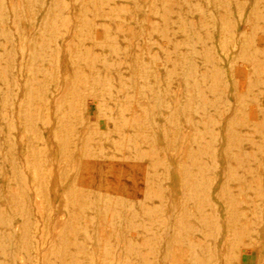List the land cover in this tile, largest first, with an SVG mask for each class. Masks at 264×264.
<instances>
[{
  "label": "bare ground",
  "instance_id": "1",
  "mask_svg": "<svg viewBox=\"0 0 264 264\" xmlns=\"http://www.w3.org/2000/svg\"><path fill=\"white\" fill-rule=\"evenodd\" d=\"M54 1L55 4L58 2ZM87 1L91 5V10H89L93 14H98L94 15L96 16L94 20L89 16L92 18V21L89 20L90 22L86 28H89L90 32L91 29L95 30V33L100 35V30H107L108 36L107 38L104 37L106 40L101 41L100 36L94 33L95 37L92 39V42L96 48V57L94 58L93 56L95 55L92 56L91 51H89V58L85 60L84 58L78 59L76 57L80 52L77 51L78 54H75L77 53L76 51L75 53H73L74 51L72 52V50H75L73 49V42L71 40L75 36L73 32H76L81 25L74 26L72 24L70 29L65 31V33L57 34L58 31L62 30L58 25L59 22L62 19L69 22L71 18L66 13L69 5L66 4L67 6H65L59 2L61 5L58 6L56 4L57 8L53 7L54 5L52 6L54 9L51 7L49 9L48 7L47 9L50 11H47L48 13L46 12L47 14L43 15L44 17L42 16V21H45L48 25L44 29L45 32H42V35H30L24 24V18L27 15L25 14L26 16L23 17V12L24 10L27 12L26 9L32 7L33 0H0V120L3 124L0 126V130H11L13 132L10 139L7 140L8 150H2L4 147L0 143V164L3 165V161H7L6 153L9 152L11 155L10 152H18L16 155L14 154L15 157L13 155L17 165L19 162L18 167L16 166L17 170L18 168H23V166L38 169L37 182H39V186L35 182L38 189L33 187L39 192H43L44 195L47 194L50 199L48 200L51 201L48 206L44 204L47 207L42 209L39 206L41 204L39 202L43 199L38 202L39 197L32 192L34 188L29 190L28 188L30 187H28L29 193L26 195V202L22 206L16 200V206L18 205L21 208L18 209L17 206V210L11 211L12 214L7 211L6 205L0 203V264H101L99 257L103 254L107 255L106 251H108V254H111V256L110 254L106 256L107 259L105 256L103 257L104 260H107L106 264H122L123 260H125L123 256L128 253L126 249L131 245L129 242L137 238L148 246L147 244L149 243H145V241L148 238L155 237V235L151 234L156 228L158 230L161 229V232H163H160L161 235L158 238L162 242L160 241L158 244H167L173 238L181 239V242L184 240L185 242H189L188 247L190 255H192L189 264H195V260L197 259L203 262V259L207 258L205 254L206 249L199 248L198 246L195 247V244L190 243V239L193 236L196 223L203 222L206 219V209H212L222 214V218L212 220L211 223L216 224L219 230L222 229L226 234V238L241 233L242 235L244 234L241 245L247 237H249V240L246 242L249 243L251 241L249 236L250 228H255L254 230H258L259 232L264 231V157L261 160L258 158L260 157L258 153H253L251 150V153L239 154L241 153L242 145L247 142V138L246 134L240 130V125L236 124L237 118L235 117H238L237 114L240 113L238 112V107L236 105L234 107L233 103H229V99H225V96L227 98L228 96L239 98L240 93L242 94L243 92L242 89L246 86L252 88H256L257 86L260 90L258 77L263 76L264 70L257 69L251 64L254 59L256 62L261 63V59L264 58V26L263 28L262 26H258V28L250 29L253 33L250 31L246 32L245 29L240 34L234 36L231 28L232 25L224 20L228 14V9L223 6L224 1L222 3V0H198L199 2L195 0L199 6L197 4L194 5L195 2L193 6L198 8L197 11L201 12L199 13L200 17H202L201 20H198L200 23L193 37H196V39L203 37L202 42L206 51L202 52L204 59L202 63L198 64L197 61V63L191 61L192 65L190 61L185 60L187 62L186 65V62L183 61L184 55L182 56L181 53L172 55L168 52V47L165 44L183 35L181 30L184 29V26L186 28V26L196 25L194 18L193 21L189 20L190 25L186 19L187 22L184 21L185 25H180V21L182 24L184 17L177 14H180L183 10L179 13L174 6L186 5L187 0L185 3H181V0H178L181 3L180 5L178 4L179 6L176 5V1H173V3L172 0H158V7L155 9L153 7L154 4L149 6V4L144 2L145 0H141L150 8L153 7L152 9L155 10V13L152 12L154 14L152 16L156 19L153 22L149 21L151 19H149L148 15L150 13L148 14V11L146 13L148 14V19L145 17L148 20L146 26H151L149 28L153 29H147L146 26H144V29L139 28L141 30V37L139 36L136 39L126 34L129 33V28L137 20V12L140 11L137 5L139 0H125L124 4L120 2L118 3L120 6L111 12L107 9L109 0ZM154 2L155 0L152 1V3ZM209 3L212 8L208 7ZM260 3L262 11L259 15L264 20V0H260ZM186 6L188 9V5ZM39 7L43 8V3ZM182 7L179 8L182 9ZM82 8H80L81 11ZM139 8H141L140 5ZM208 8H211L209 9L211 12L208 11ZM55 9L60 12L56 14L62 18L61 20L59 19L60 21H56L58 20L57 18L55 19L58 24L53 19L55 16L57 17L54 12ZM83 9L87 10L86 7ZM187 9L184 8L185 11ZM89 10L87 11L90 12ZM75 12L76 9L73 10L74 14ZM99 12H102L100 15L103 17L99 16ZM103 13L106 15L110 14V18H107L108 16L105 18V14L103 15ZM29 14L32 13L29 12ZM78 14H82V12ZM174 15L183 18L178 19L180 20L179 24L173 18ZM81 18L80 20L77 19L76 22L82 23ZM86 23L84 24L86 25ZM151 32L160 34L163 41L158 42V50L155 56L152 55L153 57L150 58L149 62L145 60L142 64L140 60L141 55L138 58L135 50L143 48H140L141 42L145 43ZM185 33L189 39L184 35L186 40L183 45L187 48L189 43H192V36H188L190 34L187 31ZM209 33H212L214 36L212 35V38L209 39L204 38ZM244 36H247L248 39H255L256 44L246 52V58L243 62L235 64L234 59L228 53L230 50L238 49V47L243 48L241 40ZM118 38L121 41V45L119 46L118 43H115L116 47L113 48L111 43L113 44V41H116ZM144 40L146 41L144 42ZM109 44L114 49V55L100 54L102 49L109 47ZM178 45L180 46V43ZM198 46L199 44H190L188 48L191 47L189 49L196 50ZM146 52L149 53L148 50ZM196 52L198 53V51ZM175 56L176 58H174ZM146 57L148 56L146 55ZM227 61L229 69L231 67L233 69L238 68V75H233V71L230 73L225 70L223 65ZM188 63L192 66L188 67ZM207 71L209 74L205 75ZM185 76L190 77L189 81L193 83V88H196V90L199 88L197 91L200 89L204 91L198 93L196 91V95L192 97H189L186 93L183 100L187 105L193 104L191 105L193 107L198 100V102L202 103V98L196 99L197 97H202L200 95H205L206 97L208 94L213 95L217 101H213L215 103L211 106V109L207 107V104L206 107L203 105L204 103L201 104V110L204 115L202 114L203 116H198L195 119L191 124L194 126L192 128H199L203 122L202 118L206 119L210 117L212 120V117L215 116L214 122L225 124L223 125L225 129L218 130V134L215 132L216 130H206L205 134L201 133V128L199 130H182L179 131L182 134L178 137V140L176 137L178 134L177 129H173V131L172 129L164 130L166 128L164 126L165 128L163 129L162 124L164 125V122H158L159 119H166L167 112L170 111V109L168 110V104L179 98L183 90H181L182 80L186 78ZM202 85H205V90ZM214 98L211 99L214 100ZM90 104L104 106L113 115L119 117L120 125L118 126L119 129L121 127L123 130H117L118 127L116 130H113L115 134L114 139L107 146H102L103 144H99L95 139L97 141L96 146L98 143L101 147L97 146L98 148L95 151L92 148L91 154L93 156L88 158L89 161H87L86 165L90 168L87 170L88 167L86 169V165H83L76 155L79 152L77 151V141L80 138V129H78L76 121L82 116L80 114L81 107H89ZM235 108L237 110L233 112ZM175 109L173 111L174 116H176L175 112L179 110L176 111ZM230 113L233 114L232 117L228 116ZM243 116L241 117L243 118ZM80 119H82L81 122L85 120L83 118ZM211 120L208 122L210 125L212 123ZM217 123H215V126ZM21 126H25L27 131L30 130L28 131L30 132L29 136L25 133L27 131L21 130ZM89 126L92 128L91 125ZM211 126L209 127L211 128ZM233 127H236L237 130H234ZM172 128L177 127L173 126ZM212 128L214 127L212 126ZM97 131L99 130H96V133ZM81 132L86 134L87 131ZM90 132L92 133L93 130ZM93 136L89 135L91 141H93ZM165 136L171 137V139L175 138L178 141V147L174 143L173 146L175 145L176 147L168 146L170 148L169 151L165 150V146H161L162 137L165 139ZM224 137L225 139H229L225 147L223 146ZM81 138L84 139L83 136ZM106 138L108 139V137ZM86 142L88 143V140ZM56 149L60 150V156L67 159L66 161H57ZM173 151H177V153L180 151L179 154H182L186 161L192 160L193 162L194 167L190 168L194 169L192 171L188 170L187 173L185 171L186 182L185 185L183 184L185 197L196 200L193 211L188 210L185 201L179 204L175 200V185L172 182V170L167 167V164H164L166 153H172ZM84 153H87V150ZM236 155L239 156L237 157ZM85 159L88 160L87 158ZM185 163L187 164V162ZM20 165L21 167H19ZM63 166L66 168H62ZM61 168L64 170L60 175L58 173ZM209 169H213L216 174L207 180L204 174L209 172ZM72 175H74V178H69ZM191 180L194 181V184L196 181L199 183L201 193L200 191L198 193V189H195ZM197 183L195 186L198 185ZM196 187L198 188V186ZM65 195L68 196L69 200L67 206L64 208L61 207L59 199L63 198V196L65 197ZM151 198L157 200V204L154 207L148 206L149 204L147 205ZM5 200L7 201V199ZM138 204L144 207L147 205V209L143 208L142 212L136 211L140 208L136 207ZM7 207L10 208L9 206ZM148 212L149 214L151 212L150 215H152V212L155 213L158 219L152 225L154 227L152 228V233H148L151 237H147L146 239L142 229L147 226L149 227L150 224L146 226L145 222L142 221L143 224L140 223V226L145 225L146 227L143 226L144 228L141 229L139 226L140 228L136 229L141 231H137L135 228H132V222L135 219L134 225L137 224L135 223L139 219L136 220L137 216L139 215L143 220ZM252 216L255 218L254 220L252 218V221L249 222V217ZM178 228L182 231L175 234ZM123 229H125L124 232H122ZM127 230L128 233L131 231L133 233L127 234ZM158 230L156 233H159ZM156 233L154 230L153 234ZM150 239L147 241H151ZM185 242L183 245H186ZM127 244L130 245L125 246ZM151 244L156 247L153 244V239ZM177 245L179 247V244ZM257 245L259 246L258 243ZM158 247L161 246L158 245L157 248L153 249L152 259L150 258L147 264H172L178 258L176 257L177 254L180 256L181 249L175 251L177 247L173 248V250H169L166 245L164 250H160ZM182 248V250H187L184 249L187 247ZM249 248L244 250L249 252ZM189 249L186 251V254H188ZM133 252L135 253L136 251ZM234 252L229 250V255L233 256ZM143 257L144 248H140L137 252V258ZM183 258L185 259V255ZM138 259L137 261L139 262H136L137 264L147 262L145 258H143L145 261ZM179 259L177 261H181L180 257ZM186 260L184 261L186 262ZM207 260L209 261V259ZM184 261L182 263L187 264ZM208 261H205V264ZM259 264H264V257L259 260Z\"/></svg>",
  "mask_w": 264,
  "mask_h": 264
},
{
  "label": "rangeland",
  "instance_id": "2",
  "mask_svg": "<svg viewBox=\"0 0 264 264\" xmlns=\"http://www.w3.org/2000/svg\"><path fill=\"white\" fill-rule=\"evenodd\" d=\"M50 1H51V3L54 1H52V0H33V5H32V7H26L27 9V12H25V10H24V12H23V17L24 16H26L27 15V17H25L24 19V24L26 25V29H27V31H28V34H30V35H42V32L44 33L45 31H44V29H46L47 28V23L45 22V21H42V18L44 17L43 15H45V14H47L50 10V7L52 8V6L53 7H58V6H60L61 4H63V5H65V6H67V5H69L68 7H67V16L69 17H71L70 19H69V22H66L64 19H62L61 17H59V15H57L56 13L58 12V13H60L59 11H57V9H55V14L57 15V17L55 16L53 19H54V22H56V21H60L61 19V22H59V24H58V22H56L60 27H61V31L59 32H57V34H59V33H65V31H67V30H69L70 29V27H71V25L73 24L74 26L76 25H78V26H80L79 28H78V30H76V32L74 33L73 32V35H75V36H73V37H75L74 38V40H73V37H72V42H73V49H75V50H72V52L73 53H75V51L77 52H80L79 54H78V52L77 53H75V54H78L76 57L78 58V59H88L89 58V54H88V52L89 51H91V54H92V56L93 55H95V56H93L94 58L96 57V48L94 47V45H93V42H92V39L95 37V30H92L91 29V32H90V29L89 28H86L87 27V25H88V23L90 22V21H92V18H93V20H94V17H96V16H94V15H96V14H98V13H94L93 14V12L92 11H90L91 10V5H90V3H89V1H87V0H61V1H59V0H56V4H58V6L55 4V1H54V3H50ZM74 1V2H73ZM76 1H78V2H76ZM113 1V2H112ZM144 1V0H143ZM143 1H141V0H139L138 2H137V5H138V9L140 10V11H138L137 12V20H136V22L135 23H133V25L129 28V33L128 34H126V35H128V36H131V37H133L134 39H136V38H138L139 36L141 37V30L140 29H144V26H146V22L148 21L147 19H148V16L150 17L149 19H151V20H149V21H151V22H153V20H155L156 18H153L154 16H152V15H154L153 13H155V8H157L158 7V0H155V2L154 3H152V1H154V0H145L144 2L145 3H147V4H149V6L150 5H152V4H154L153 5V7H154V9H152V8H150L149 6H147V4H144V2ZM150 3H149V2ZM175 2L176 3V5H180L181 3H185V1L186 0H181L180 2L178 1V0H172V2ZM179 3H178V2ZM182 1H184V2H182ZM192 2V5H191V2ZM190 1H186V5H188V9H187V6L186 5H184V4H181V6H183L182 7V9L181 8H179V7H181V6H179V7H177V6H174V8H176V10H178V12L180 13L182 10V12H184V13H180V14H177V15H182L183 17H184V20H183V22H182V24H181V21L180 20H178V19H183V18H181V16H177V15H174L173 16V18L174 19H176L177 21H178V24H179V21H180V25H185V22L184 21H186V20H188V22H189V25H190V21H193V18H194V20L196 21L195 22V24L197 25H195L194 26V24L193 25H191V26H186V28H185V26H184V29H182L181 31H182V33H183V35H181V36H179V37H177L175 40H172V42H167L168 44H165L167 47H168V52L169 53H171L172 55H176V54H178V53H181L182 54V56H183V61H185V60H187L188 62L190 61V63L192 64V62L194 61L195 63H197L198 62V64L199 63H202L203 61H204V59H203V53L206 51L205 49L206 48H204V46H203V42H202V40H203V37L202 38H197L196 39V37H193V36H195V30H196V28L198 27V25H199V23H200V21H198V20H201V17H200V11H197V9L198 8H195V6H193V3L195 2V0H190ZM198 1V0H197ZM196 1V2H197ZM200 1V0H199ZM198 1V2H199ZM223 1H224V3H223ZM226 1H227V3H226ZM231 1V2H230ZM222 0V3H223V6H225V8L226 9H228L227 10V12H228V14L225 16V21L227 22V23H230L231 25H232V32H233V35L234 36H236V35H238V34H240V32H242L243 30H245L246 29V32L248 31H250L251 33H253V31L252 30H250V29H254L255 27L256 28H258V26H262V28H263V26H264V20L262 19V16H260L259 15V13L262 11V7H261V3H260V0L259 1H257V0ZM255 1V2H254ZM38 2V3H37ZM39 2H41V4H39ZM59 2L61 3V4H59ZM72 2H73V4H72ZM122 3V4H124L125 3V0H109V2H108V11L109 12H111V11H115L116 10V8H118L119 6H120V4L118 5V3ZM173 2V3H174ZM194 3V5L195 4H197L198 5V2L197 3ZM238 2H240V3H238ZM259 2V3H258ZM42 3H43V5H44V7L42 8V7H39V6H42ZM45 3V4H44ZM69 3H71V4H69ZM76 3V4H75ZM85 5H84V4ZM89 3V4H88ZM189 3H190V5H189ZM36 4V5H35ZM67 4V5H66ZM75 4V5H74ZM121 4V5H122ZM228 4V5H227ZM254 4V5H253ZM39 5V6H38ZM49 5V6H48ZM73 5V6H72ZM80 5H82V6H80ZM88 5H90V6H88ZM139 5H140V7L141 8H139ZM173 5H175V4H173ZM230 5V6H229ZM256 5V6H255ZM79 6V7H78ZM148 7V8H150V9H146V7ZM199 6V5H198ZM197 6V7H198ZM232 6V7H231ZM49 7V9H47ZM71 7H72V9H71ZM87 8V10H89L90 12H88L86 9H83V8ZM90 7V8H89ZM114 7V8H113ZM208 7H211V4L209 3V6ZM229 7V8H228ZM237 7V8H236ZM255 7V8H254ZM259 7V8H258ZM37 8V9H36ZM80 8H82V11L80 10ZM184 8L185 9H187L186 11L184 10ZM212 8V7H211ZM211 8H208V11H210L209 9H211ZM231 8V9H230ZM240 8H243V9H240ZM52 9H54V8H52ZM76 9V12H75V14L73 13V10H75ZM153 11H152V10ZM190 9V10H189ZM200 9V8H199ZM229 9H230V11H229ZM237 9V10H236ZM28 10H30V11H28ZM41 10V11H40ZM85 10H86V12H85ZM180 10V11H179ZM250 10V11H249ZM48 11V12H47ZM149 11V12H148ZM190 11V12H189ZM193 11H195V12H193ZM198 13H197V12ZM29 12L30 13H32V14H29ZM47 12V13H46ZM82 12V14H84V16H82V14H78V13H81ZM83 12H85V13H83ZM92 12V14H90ZM139 12H141V13H139ZM148 12V14H146ZM153 12V13H152ZM194 13V15H193V13ZM200 12V13H199ZM211 12V11H210ZM233 12V13H232ZM249 12V13H248ZM34 13H37V14H34ZM40 13V14H39ZM87 13V14H86ZM100 13H102V12H99V16H101L100 15ZM188 13V14H187ZM232 13V14H231ZM238 13V14H237ZM26 14V15H25ZM105 13H103V15H104ZM146 14V15H145ZM189 14H192V15H189ZM251 14V15H250ZM253 14V15H252ZM32 15V16H31ZM38 15V16H37ZM75 15V16H74ZM78 15H81V16H78ZM110 14H108V15H106L105 14V18L107 17V18H110V16H109ZM148 15V16H147ZM240 15H242V16H240ZM35 16H36V18H35ZM43 16V17H42ZM86 16H90V17H92V18H90L89 17V19H88V17H86ZM144 18V22H143V18ZM189 16V17H188ZM194 16V17H193ZM231 17V18H229V17ZM77 17H82L81 18V21H82V23H79V21H77L76 22V20L78 19V20H80V18H77ZM101 17H103V16H101ZM141 17V18H140ZM145 17H147V19H145ZM177 17V18H176ZM178 17H180V18H178ZM199 19H198V18ZM234 17V18H233ZM241 17H242V19H241ZM58 19V20H56L55 21V19ZM87 20H86V19ZM227 18H229V19H227ZM247 18H249L248 20H247ZM34 19V20H33ZM60 19V20H59ZM84 19V20H83ZM186 19V20H185ZM240 19V20H239ZM44 20V19H43ZM70 20H71V22H70ZM73 20V21H72ZM85 20H86V22H85ZM90 20V21H89ZM190 20V21H189ZM240 22H239V21ZM249 20H250V22H249ZM63 21V22H62ZM229 21V22H228ZM236 21V22H235ZM246 21H247V23H246ZM42 23V25H41V23ZM86 23V25L84 24V23ZM141 22H143V23H141ZM187 22V21H186ZM198 22V23H197ZM232 22V23H231ZM61 23V24H60ZM75 23V24H74ZM248 23H250V24H248ZM68 24V25H67ZM246 24H248L247 26H244V25H246ZM44 25H45V27H44ZM47 25V26H46ZM63 25V26H62ZM83 25H84V27H83ZM186 25H188V24H186ZM235 25V26H234ZM43 26V27H42ZM139 26V27H138ZM69 27V28H68ZM83 27V28H82ZM147 27V29H153V28H149V27H151V26H146ZM145 27V28H146ZM248 27H249V29H248ZM31 28V29H30ZM140 28V29H139ZM181 28V27H180ZM182 28H183V26H182ZM234 28V29H233ZM38 29V30H37ZM79 29H80V32H79ZM89 29V30H88ZM264 29V28H263ZM42 30V31H41ZM81 30H83V31H81ZM194 30V31H193ZM85 31H86V33H85ZM87 31H89V32H87ZM103 31V32H102ZM100 30L99 31V33H101V35L100 34H98V36H100V40L102 41V40H106V38H107V36H108V34L106 33V32H108L107 30ZM185 31H187V33H189L190 35H188V36H192L191 38H192V43H189V45L188 46H190V44H199V46L197 47V49L196 50H193V49H189V48H191V47H189L188 48V46H187V48L185 47V45H183L184 44V41L186 40V37H187V35H185L186 33H185ZM216 31V30H215ZM235 31V32H234ZM39 32V33H38ZM92 32H93V34H92ZM41 33V34H40ZM95 33V34H94ZM215 33V32H214ZM84 34V35H83ZM86 34H88V35H86ZM96 34V35H97ZM102 34H103V38H102ZM60 35V34H59ZM78 35V36H77ZM92 35V36H91ZM94 35V36H93ZM106 35V36H105ZM186 37H185V36ZM210 35V36H209ZM212 33L210 34H207L204 38H207V39H209V38H212ZM214 36V35H213ZM77 37H78V39H77ZM104 37H106V38H104ZM150 38V39H149ZM187 39H189L188 37H187ZM147 40V41H146ZM146 40H144V42L145 43H143V41L141 42V45H140V48L141 47H143V48H141V49H137V50H135V53L137 54V56H138V58L140 57V55H141V63L143 64L144 62H145V60H147V62H149L150 61V58H152L153 56H155V54H156V51L158 50V45L157 44H159L160 42H162L163 41V38H162V36L160 35V34H158V33H156V32H151L150 33V35L147 37V39ZM180 40V41H179ZM76 41V42H75ZM117 41V42H116ZM116 41H113V44L111 43V45H112V47L113 48H115L116 47V44L118 43V45L120 46L121 45V41L119 40V38L116 40ZM179 41V42H178ZM243 41V42H242ZM263 41H264V37H263ZM156 42V43H155ZM159 42V43H158ZM116 43V44H115ZM166 43V42H165ZM171 43V44H170ZM180 43V46L178 45ZM241 43L243 44V48H239L238 47V49H234V50H230L229 51V56L232 58V59H234L233 61H235L234 63L235 64H239V62H243L244 60H245V58H246V52L250 49V47H252V46H254L255 44H256V40L255 39H248V37L247 36H244L243 38H242V40H241ZM151 44H153L152 46H151ZM156 44V45H155ZM81 45V46H80ZM143 45V46H142ZM169 45V46H168ZM178 45V46H177ZM187 45V44H186ZM79 46V47H78ZM197 46V45H196ZM202 46V47H201ZM112 47H110V44H109V47H106V48H104V49H102L101 50V52H100V54H106V55H114V49L112 48ZM170 48V49H169ZM173 48V49H172ZM204 48V49H203ZM90 49V50H89ZM145 51H144V50ZM150 49H151V51H150ZM172 49V50H171ZM203 49V50H202ZM88 50V51H87ZM143 50V51H142ZM148 50V52L149 53H147L146 51ZM201 50V51H200ZM83 51V52H82ZM137 51V52H136ZM195 51V52H194ZM196 51H198V53L196 52ZM95 52V53H94ZM139 52H142V53H140L139 54ZM144 52V53H143ZM186 52V53H185ZM203 52V53H202ZM152 53V54H151ZM200 53H202V54H200ZM81 54H82V57H81ZM143 54H145V55H143ZM187 54V55H186ZM235 54V55H234ZM146 55L149 57H146ZM153 55V56H152ZM202 55V56H201ZM234 55V56H233ZM245 55V56H244ZM248 55V54H247ZM86 56H88L87 58H86ZM233 57H235V58H233ZM244 57V58H243ZM174 58H176V56L174 57ZM260 59H261V57H259ZM225 59V58H224ZM192 61V62H191ZM197 61V62H196ZM186 62V61H185ZM184 63V62H183ZM186 65H187V62H186ZM193 65V64H192ZM192 65H189V63H188V67L190 66H192ZM252 66H254L255 68H257V69H260V70H264V58H262L261 59V63H258V62H256L255 61V59L253 60V63L251 64ZM223 67H225V70L226 71H229L230 73L233 71V75L235 74H239V71H238V68H234L233 69V67H231V65H230V67H231V69H229V64H228V61H227V63L225 64L224 63V65H223ZM233 69V70H232ZM231 70V71H230ZM259 70V71H260ZM201 72L203 73V71L201 70ZM263 73V72H262ZM209 74V72L207 71L206 73H205V75H208ZM263 76H264V73H263ZM263 76H259L258 77V79H259V82H260V90L257 88V86H256V88H252V87H249V86H246V87H244L242 90H243V92H242V94L240 93V95H239V98H237V97H232V96H228V98H227V96H225L226 98L225 99H229L228 101H230L229 103H233L232 105H234V107H235V105H236V107H238V112H240V113H238L237 114V116L238 117H235V118H237V121H236V124H238V125H240V130H242L243 132H244V134H246V138H247V142L246 143H244L243 145H242V148H241V153H239V154H242V153H251V152H257L258 153V156H260V157H258V158H260L261 160H262V157H264V154H262V153H264V77ZM186 78H184L183 80H182V87H181V94H180V96H179V98H176V100L174 101V102H168L169 104H168V110L170 109V111H168L167 112V115H166V119H164V120H160L159 119V121L158 122H161V123H163L164 122V125L162 124V126H163V129L164 130H171L172 129V131H173V129H177V131H178V134H177V139L179 140V136L182 134L181 132H179V131H182V130H192L193 128L192 127H194L193 125H191L194 121H195V119H197V117L198 116H201L202 114H203V111L201 110V104H203L205 107H206V104H207V107L209 108V109H211V106L215 103V102H217L216 101V98H214L215 96H213V95H210V94H208L207 95V97L205 96V95H200V96H202V97H197L196 99L198 100V99H201L202 98V103L201 102H195V105L192 107L191 105H193V104H191V105H187L185 102H184V96H185V94L187 93L188 94V96L189 97H192V96H195L196 95V91L199 89H197L196 90V88H193L194 87V85H193V83L191 82V81H189L190 79V77L188 78L187 76H185ZM263 84H262V83ZM203 84H205V83H203ZM257 84H258V82H257ZM256 84V85H257ZM259 85H258V87H259ZM263 85V86H262ZM203 86V89L205 88V85H202ZM201 88V87H200ZM207 89V88H206ZM245 89V90H244ZM263 89V90H262ZM200 90H202V89H200ZM197 91V93L198 92H204L203 90L202 91ZM205 90V89H204ZM254 90V91H253ZM259 91V92H258ZM263 91V92H262ZM256 93V94H255ZM262 93V94H261ZM230 94V93H229ZM247 94V95H246ZM253 94H254V96H253ZM261 95V96H260ZM204 96V97H203ZM212 96V97H211ZM257 96V97H256ZM214 98V100L213 99H211V98ZM252 97H254L253 99H252ZM177 99H179V100H177ZM207 99H210V100H207V102H206V100ZM239 100H241V101H239ZM254 100V101H253ZM181 103H179V102ZM201 101V100H200ZM213 101H215V102H213ZM258 103H257V102ZM256 102V103H255ZM175 104V105H174ZM176 104H178L177 106H178V108H177V106H176ZM183 104V105H182ZM241 104V105H240ZM199 105V106H198ZM203 105H202V107H203ZM239 105V106H238ZM247 105V106H246ZM251 105H252V107H251ZM259 105V106H258ZM198 106V107H197ZM97 107H99L98 109H97ZM102 107V108H101ZM104 106H99V105H96V104H90L89 105V107H81V112H80V114L82 115L80 118H83V119H85L84 121H82V122H84V123H82L81 122V120L82 119H78L76 122V124H78L77 126H78V129H80V138H79V140L77 141L78 143V145H77V148L79 149H77V151H79L78 152V154H76L78 157V160L79 161H81L82 163H83V165H86L87 164V161H89V159L88 158H91L93 155L91 154L92 153V148H94V151L98 148L97 146H99V144H103L102 146H107L109 143H110V141L111 140H113L114 139V131L113 130H116V128H117V130H123V129H121V127H120V129H119V126L118 125H120L119 124V122H120V118L119 117H117V116H115V115H113L110 111H108L107 109H105V107L103 108ZM170 107V108H169ZM183 107H184V109H183ZM185 107H186V109H185ZM200 107V108H199ZM233 107V108H234ZM242 107V108H241ZM244 107H248V108H244ZM177 111L178 109V115H177V112H175L176 113V116H178L177 118H174V117H176V116H174V113H173V111H174V109ZM182 108V109H181ZM244 109V110H243ZM249 109V110H248ZM87 110V111H86ZM106 110V111H105ZM184 110V111H183ZM236 110H237V108H235V111H233V112H236ZM182 111V112H181ZM243 113H242V112ZM87 112V113H86ZM179 112H180V114H179ZM198 112V113H197ZM232 112V113H233ZM89 113V114H88ZM232 113H230L228 116H230V117H232ZM242 113V115L241 116H243V118L240 116V114ZM108 115L107 116V118H106V115ZM169 114H171V115H169ZM200 114V115H199ZM234 114H236V113H234ZM204 115V114H203ZM202 115V116H203ZM212 116H214L213 114H212ZM112 117V118H111ZM170 117V118H169ZM172 117V118H171ZM215 117V116H214ZM214 117H212L213 119L211 120L210 119V117L209 118H206V119H208V120H206L205 118H202L201 120L203 121L202 122V124L199 126V128L198 127H195L193 130H195V129H197V130H199L200 128V131H201V133L203 132L204 134L206 133V130H216L215 132L217 133V131L219 130V131H221V130H224L225 128H224V126L223 125H225L224 123H217V122H214V120L216 119H214ZM229 117V118H230ZM116 118H118V119H116ZM191 118V119H190ZM228 118V119H229ZM234 118V119H235ZM241 118V119H240ZM108 119V120H107ZM167 119H168V122H167ZM240 120V122H239V120ZM119 120V121H118ZM191 120V121H190ZM209 120H211L212 121V123H214V124H212L211 123V125L214 127V128H212V126L210 125V123H208L209 122ZM231 120V119H230ZM241 120H242V123H241ZM210 121V122H211ZM88 122H90V123H88ZM92 122H93V124H92ZM115 122V123H114ZM245 122V123H244ZM82 123V124H81ZM114 123V124H113ZM179 123V124H178ZM215 123H217V125L215 126ZM171 124V125H170ZM209 124V125H208ZM241 124H243V125H241ZM1 125H3L2 124V121L0 120V126ZM88 125V126H87ZM89 125H91L92 126V128L89 126ZM115 125H117V126H115ZM178 125V126H177ZM183 125V126H182ZM87 126V127H86ZM165 126V127H164ZM177 127V128H172V127ZM209 126H211V128L209 127ZM242 126H243V128H242ZM84 128V129H88V130H84V129H82V128ZM183 127H185V128H183ZM191 127V128H190ZM224 128V129H223ZM23 129V130H22ZM91 129V130H90ZM112 129V130H111ZM233 129L234 130H237L236 129V127H233ZM21 130L22 131H27V129L25 128V126H21ZM21 130H19V131H21ZM93 130V132L91 133L90 131H92ZM95 130V131H94ZM96 130H99V131H97V133H96ZM109 130H111V131H109ZM14 131V130H13ZM28 131H30V130H28ZM25 132L26 134H27V136H29L30 135V132ZM81 131H87L86 132V134L85 133H82ZM113 131V132H112ZM177 131L176 130H174V132H176L177 133ZM251 131V132H250ZM0 143L3 145V147L4 148H2V150H8V145H7V140H9L10 139V136H11V133H13L11 130H0ZM15 132V131H14ZM99 132H101V134H99ZM109 132V133H108ZM111 132V133H110ZM214 132V133H215ZM252 132H253V134H252ZM90 133V134H89ZM96 133V134H95ZM215 133V134H216ZM219 133V132H218ZM217 133V134H218ZM10 134V135H9ZM85 136H84V135ZM90 136H93V135H95V136H93L92 138V140L93 141H91V138L89 137V135ZM100 135V137H99V135ZM108 135V136H107ZM255 135V136H254ZM84 137V139L83 138H81V137ZM86 136H87V138H86ZM101 136H102V138H101ZM103 136H105V137H103ZM174 136V135H173ZM249 136V137H248ZM106 137H108V139L106 138ZM167 137V138H166ZM175 137V136H174ZM5 138H7V139H5ZM112 138V139H111ZM171 140V142H173V143H171L170 142V140ZM173 138V137H172ZM98 141V143H97V146H96V140ZM227 139V140H226ZM225 139V137L223 138V146L225 147V144H228V141H229V139L228 138H226ZM2 140V141H1ZM82 140H84V141H82ZM88 140V143L86 142V141ZM167 140H168V142H167ZM250 140V141H249ZM82 141V142H81ZM103 141V142H102ZM175 141H177V140H175V138L174 139H171V137H168V136H165V139H163V137H162V141H161V146L162 147H164V149L165 150H168L169 151V147L168 146H170V147H172L173 146V144L175 143V145H177V147H178V141L177 142H175ZM84 142V143H83ZM100 142H102V143H100ZM170 142V143H169ZM249 142H251V143H249ZM82 143V144H81ZM86 143V144H85ZM177 143V144H176ZM170 144V145H169ZM172 144V145H171ZM82 145H83V147H84V145H85V147L83 148L82 147ZM94 147H93V146ZM101 145L99 146V147H101ZM166 145H167V147H166ZM173 146V147H176V146ZM89 146V147H88ZM82 147V148H81ZM87 148V149H86ZM82 149V150H81ZM83 149H84V151H83ZM245 149V150H244ZM247 149V150H246ZM253 149V150H252ZM86 150H87V153H84V152H86ZM91 150V151H90ZM250 150H251V152H250ZM82 151H83V153H82ZM93 151V152H94ZM243 151V152H242ZM247 151V152H246ZM60 152V150L59 149H56V159H57V161L58 162H61V160H62V162H63V160H67V159H65V158H62V156H60V154L61 153H59ZM81 152V153H80ZM11 153V155L9 154V152L8 153H6V160L7 161H3V165L2 164H0V203H2V204H4V205H6V208L8 209L7 211H9V213L10 214H12V212L11 211H15V210H17V206H16V200L17 201H19L20 202V204H22V206L24 205V202H26L25 200H26V195H28V193H29V191L27 190V188L28 187H30V188H28L29 190H32V188H34V187H36L37 189H38V187H37V185H36V183H38V186H39V182H37L38 181V175H39V171H38V169H36V168H33V167H26V166H23V168H18V170H17V168H16V166L18 167V165H19V162H18V165H17V163H16V161L14 160V157H15V155H16V153H18V152H10ZM13 153V154H12ZM91 155H90V154ZM179 153H180V151H179ZM179 153H177V151H173L172 153H170V152H167L166 153V155H165V163L164 164H167V167L169 168V169H171L172 170V182L174 183V185H175V188H174V194H175V200H176V202L177 203H183L184 201H185V203H187L186 205L188 206L187 208H188V210L190 211H193V206H195V203H196V200L195 199H193V198H189V199H187V197H185V190H183V188H184V185H185V182H186V180H185V175H186V173L188 172V170H190V171H192L194 168H190V167H194V165H193V162H192V160H190V161H186L185 160V158H184V156L181 154H179ZM15 154V155H14ZM88 154V156H86ZM184 154V153H183ZM13 155H14V157H13ZM82 155V156H81ZM84 155V156H83ZM178 155V156H177ZM175 156V157H174ZM177 156V157H176ZM179 156H181V157H179ZM237 157L239 156V155H236ZM61 157V158H60ZM83 157V158H82ZM231 157V156H230ZM85 158H87L88 160H86ZM170 158V159H169ZM179 160H178V159ZM184 158V159H183ZM9 159V160H8ZM168 159V160H167ZM264 159V158H263ZM60 160V161H59ZM173 161V162H172ZM264 161V160H263ZM16 164H15V163ZM185 162H187V164L185 163ZM191 162V163H190ZM85 163V164H84ZM178 163V164H177ZM222 163V162H221ZM179 164H181V165H179ZM190 164H191V166H190ZM64 165V164H63ZM179 165V166H178ZM187 166V167H186ZM19 167H21V165L19 166ZM87 165H86V169H87ZM175 167V168H174ZM62 168H66L65 166H63ZM61 168V170H59L60 172L58 173V174H62L61 172H63V170L64 169H62ZM89 168L90 167H88V169L87 170H89ZM188 168H190V169H188ZM185 169V170H184ZM24 170V171H23ZM32 170V171H31ZM86 170V171H87ZM210 171L209 172H207L206 174H204V176H205V178L207 179V180H209V178H211V177H213L215 174H216V172H214L213 171V169H209ZM211 170H212V173H211ZM17 171V172H16ZM185 171H186V173H185ZM13 172H15V173H13ZM19 172V173H18ZM24 173H25V175H24ZM214 173V174H213ZM17 174V175H16ZM264 174V173H263ZM16 177H15V176ZM23 177H22V176ZM35 175V176H34ZM25 176V177H24ZM32 177V178H31ZM74 178V175H72V176H70L69 178H71V179H73ZM18 178H20V179H18ZM34 178V179H33ZM36 178V179H35ZM61 178V177H60ZM15 179V180H14ZM16 179H18V180H16ZM62 179V178H61ZM163 179V178H162ZM24 180V181H23ZM33 180H35V181H33ZM21 181V182H20ZM193 180H191V182H192ZM25 182H27V183H25ZM36 182V183H35ZM21 183V184H20ZM32 183V184H31ZM197 183V181L195 182V184ZM26 184V185H25ZM28 184H30V186H28ZM184 184V185H183ZM192 184L194 185V187H195V189H198V193H199V191L201 190L200 189V185H199V183H197L198 185H196V186H198V188L195 186V184H194V181L192 182ZM25 185V186H24ZM31 185H32V187H31ZM34 186V187H33ZM167 186V185H166ZM13 188H14V190H13ZM19 188V189H18ZM36 188H34L33 190H32V192H34L35 193V195H37V197H39V199L37 200L38 202L41 200V199H43V200H41L42 202H44V203H42L41 201L39 202V203H41L42 204V206H41V204L39 205V203H38V205L42 208V209H44V207H47L49 204H50V202L51 201H49L50 199H49V197H48V195L46 194V195H44V193L43 192H39ZM36 189V190H35ZM17 190V191H16ZM35 190V191H34ZM178 190V191H177ZM18 191H21V192H18ZM184 191V192H183ZM6 192V193H5ZM16 192V193H15ZM184 194H183V193ZM40 193H41V195H40ZM200 193H201V191H200ZM5 194V195H4ZM19 194V195H18ZM17 195V196H16ZM21 196V197H20ZM43 196H44V198H43ZM46 197H48V198H46ZM2 198H3V200H2ZM22 200H21V199ZM46 198V199H45ZM5 199H7V201L5 200ZM49 199V200H48ZM47 200V201H46ZM60 200V202H61V207H66L67 206V204H68V200H69V198H68V196L67 195H65V197L63 196V198H61V199H59ZM58 200V201H59ZM65 200V201H64ZM67 201V202H66ZM5 202V203H4ZM55 202H57V200H55ZM48 203V204H47ZM64 203H66V204H64ZM17 204H19V203H17ZM19 204V205H20ZM44 204H46V205H44ZM149 204V205H148ZM157 204V200L155 199V198H151L150 199V201L147 203V205L148 206H150V207H154L155 205ZM44 205V206H43ZM65 205V206H64ZM139 205V206H138ZM136 207L138 208V207H140V208H138L136 211H143V208H145V209H147V205H145L146 207H144V206H142V205H140V204H138ZM7 206H9L10 208H8ZM19 208H21L20 206H18V209ZM188 211V212H189ZM140 212V213H141ZM7 213V212H6ZM150 214H151V212H150ZM149 214V212H148V214L146 213V215L147 216H145L144 217V219L142 220V218L138 215L137 216V218H136V220L139 218H141V220H137V222H135V223H139L138 225L137 224H135L134 225V221H135V219L133 220V222H132V224L134 225H132V228H140L141 227V229L142 228H144V227H146L147 225H149V227H148V231L146 230V228H144V229H142V231H143V234L145 235V237H146V239H147V237H151L150 235H148V233H152V228H154V227H152V225L154 224V223H156V220L158 219V218H156V215H155V213H153L152 212V215H150ZM205 214H206V219L203 221V222H199V223H196V227H195V230H194V233L192 234L193 236H192V238L190 239V243L192 242L193 243V245L195 244V247H199V248H205L206 249V255H207V258H204L203 259V262H202V260L200 261V260H195V264L197 263V264H200V263H202V264H205V261H208L207 259H209V263L208 262H206V264H210L211 263V261H212V263L211 264H259V260L262 258V257H264V231H262V232H259L258 230L257 231H255L254 229L255 228H250V230H249V236H250V242L249 243H247L248 241L247 240H249V237H245L246 239H244V243H242V245H241V242H243L242 240V238H244L243 236H244V234L242 235L241 233L240 234H234V235H232V236H229L228 238H226V234H225V232L221 229V230H219V228H218V226L216 225V224H214V223H211V221L212 220H217V218H222L223 216H222V214L220 213V212H215V211H213L212 209H206L205 210ZM7 215H9L8 213H7ZM190 215V214H189ZM191 216V215H190ZM5 217H7V216H5ZM252 218H253V220H254V218L255 217H249V222H251L252 221ZM146 220V221H145ZM139 221V222H138ZM141 221V222H140ZM145 222L144 224H146V226L145 225H142V226H140V223L141 224H143V222ZM137 225V226H136ZM124 226H126V225H124ZM140 226V227H139ZM144 226V227H143ZM122 228H124V227H122ZM125 228H127V227H125ZM138 229H136L137 231H141V230H138ZM157 229V228H156ZM156 229H154L155 230V233L157 232V230ZM135 230V231H136ZM154 230H153V233H154ZM125 231V229H123L122 230V232H124ZM162 230L161 229H159L158 230V232L159 233H156V234H158V235H156V234H151V235H155V237H153V238H148V239H150L151 241H152V239H153V244H155L156 245V247H154V245H152L151 244V241H147L146 239H144V240H146L145 241V243H149V244H147L148 246H146V244H144V242L143 241H139L137 238H136V240L135 239H133L132 240V242H129L130 244H127V245H125V246H128V245H130L127 249H126V251L128 250V253H126L124 256H123V259H125V260H123V263L124 264H137L139 261H137V252L139 251V249L140 248H144V257L143 258H145V260L147 261V262H144V264H147V263H149V261H150V258L153 256L152 255V251H154L153 249H155V248H157V246L159 245V246H161V247H158L160 250L162 249V250H164L165 249V245H166V247L170 250H173V248L175 249L178 245L177 244H179V247H177L176 249H175V251L178 249H183L182 247H187V248H184V249H189V247H188V244H189V242H185L184 240H182L183 242H181V239H171L167 244H162V243H159L158 244V242H160L161 240H159L158 238H160V235H161V233H163V232H161ZM176 231V230H175ZM174 231V232H175ZM182 230L181 229H177V231L175 232V234L178 232V233H180ZM127 232V234H130V233H133L132 231L130 232V233H128V230L126 231ZM125 232V233H126ZM161 232V233H160ZM126 234V235H127ZM124 235V234H123ZM148 235V236H147ZM178 235V234H177ZM180 235V234H179ZM195 236V237H194ZM253 238H254V240H253ZM259 238V239H258ZM155 239V240H154ZM195 241H194V240ZM135 240V241H134ZM176 240V241H175ZM191 240H193V241H191ZM257 240H258V242H257ZM157 241V242H156ZM182 243V247H181V244H180V242ZM247 241V242H246ZM162 242V241H161ZM178 242V243H177ZM184 242H185V244L186 245H183L184 244ZM196 242V243H195ZM253 242V243H252ZM255 242H257L258 244H259V246L257 245V243H255ZM191 243V244H192ZM247 243V244H246ZM252 243V244H251ZM151 244V245H150ZM161 244V245H160ZM197 244V245H196ZM133 245V246H132ZM143 245V246H142ZM168 245V246H167ZM170 245H172V246H170ZM247 245V246H246ZM142 246V247H141ZM149 246H150V248H149ZM140 247V248H139ZM163 247V248H162ZM250 247V248H249ZM137 248H139V249H137ZM236 248V249H235ZM249 248V252H247V250H244V249H248ZM133 249V250H132ZM151 250V251H150ZM177 250V251H178ZM180 250V252L182 253V254H184L185 255V259L183 258V256L184 255H182L181 253H179V255L180 256H178V254H177V256L176 257H178L177 259L178 260H180L179 259V257L181 258V261H177V259L174 261V262H172V264H177V263H179V264H181L184 260H186V262L185 263H187V264H189L191 261H189V260H191V258H192V255H190L191 253H190V249H189V251H188V254H186V251L187 250H182L181 251ZM229 250H232V251H235L233 254V256H230L229 255ZM133 251H136L135 253L133 252ZM146 251H148V252H146ZM185 251V252H184ZM104 253V252H103ZM108 256H109V254H108V251H106L105 252ZM107 255H105V254H103L102 256H100L99 257V259H101V261H100V263L101 264H103V262H104V264H106L107 262V260H104V256L106 257ZM132 255V256H131ZM136 255V256H135ZM110 256H111V254H110ZM102 257V258H101ZM129 257V258H128ZM109 258V257H108ZM131 258V259H130ZM143 258H139V259H143ZM106 259H107V257H106ZM138 259V260H139ZM152 259V258H151ZM131 260H133L132 262H131ZM136 260V261H135ZM141 260H140V262H141ZM144 259H143V261H145ZM149 260V261H148ZM108 261H109V259H108ZM200 263H199V262ZM135 262V263H134ZM137 262V263H136ZM122 263V264H123ZM143 263V262H142ZM142 263H140V264H142ZM183 264V263H182Z\"/></svg>",
  "mask_w": 264,
  "mask_h": 264
}]
</instances>
